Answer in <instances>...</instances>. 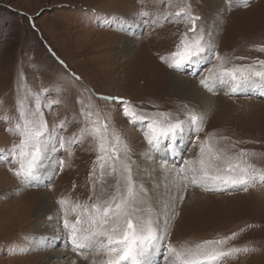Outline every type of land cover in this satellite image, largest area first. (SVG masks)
<instances>
[{
  "label": "rangeland",
  "instance_id": "1",
  "mask_svg": "<svg viewBox=\"0 0 264 264\" xmlns=\"http://www.w3.org/2000/svg\"><path fill=\"white\" fill-rule=\"evenodd\" d=\"M174 2L200 17L197 28L204 30L205 40L212 45L210 62H204L197 74L186 68L169 69L161 60L175 51L186 27L172 15L165 18L166 13L177 10L167 8V0L164 4L157 0H0V264H51L45 260L46 249L36 245L35 235H31L37 226L49 222V218L33 216L36 198L46 197L66 240L62 234L64 214L57 201L69 198L71 203H92L115 191L122 165L117 162V173L109 176L108 161L97 160L110 152L100 153L97 139L81 133L90 127L88 113L91 119L107 125L109 143L113 134L119 137V160L132 169L137 199L144 202L140 207L151 204L156 209L139 170L141 151L150 150L144 138L148 121L130 123L123 114L125 103L149 117L164 113L172 119H184L190 111L204 117L203 131H188L193 137L182 147L181 161L195 158L200 142L210 138V143L227 155L246 153L243 159L264 172V96L232 94L227 85L218 82L214 91L200 84L208 69L219 64L217 55L224 59L225 67L264 60V51L258 50L264 47V0H247L246 5L243 0H232V7L229 0H219L221 9L213 33L207 28L210 18L204 0ZM141 10L150 15L139 17ZM136 25L133 48L125 53L123 43ZM171 74L198 86L212 99L210 107L203 111L191 99L174 93ZM251 88L259 95L264 91L259 86ZM37 98L48 126L49 148L55 146L56 150L47 153L40 179L25 183L9 170L15 167L11 158L5 160L2 155L19 141L7 131L19 122L18 104L34 111ZM60 137L73 141L71 155L59 147ZM48 160L54 167L45 179L42 171ZM58 160L65 162L63 169ZM100 163L105 165L103 183H97ZM120 187L123 190L122 180ZM179 194L183 200L174 202L165 245L192 246L224 239L225 249L249 251L221 264H264V184L257 182L248 191H201L189 185ZM89 195H93L92 201ZM65 248L67 258L72 257L70 264H92L101 259L88 253L87 258L77 255L68 241ZM54 250L61 247L56 245ZM151 260L152 264H164L158 254Z\"/></svg>",
  "mask_w": 264,
  "mask_h": 264
},
{
  "label": "snow or ice",
  "instance_id": "2",
  "mask_svg": "<svg viewBox=\"0 0 264 264\" xmlns=\"http://www.w3.org/2000/svg\"><path fill=\"white\" fill-rule=\"evenodd\" d=\"M157 2L164 4L165 0ZM243 3L246 5L247 0H243ZM232 6V0H229V7ZM166 7H175L177 10L174 13H166L165 18L172 15L178 21L183 20L186 27L175 46V51L168 57H161V60L167 63L169 69L174 70L210 62L208 53L212 45L205 40L204 30L197 28L200 17L192 14L189 7H184L174 0H167ZM138 15L143 18L148 17L150 13L141 10ZM258 50L264 51V47ZM216 59L219 64L209 68L208 74L200 81L207 90L214 91L217 82L227 85L232 94L255 86L264 89V60L225 67L222 57L217 55ZM260 95L264 96V91H261ZM35 105L33 111L25 110L22 104H18L19 122L7 131L17 135L19 141L13 143L2 155L5 160L11 158L15 167L9 170L25 183L40 179L47 153L56 150L55 146L49 148L46 139L48 126L43 119L39 98L35 100ZM123 114L130 123L148 121L144 138L149 148L154 151H159L165 142L170 146L183 137L186 130L196 134L203 131L201 125L204 117L192 111L186 113L184 119H172L164 113L149 117L136 113L131 105L125 103ZM2 119L7 121V117ZM87 119L90 127L81 129V133H87L97 139L100 153L110 152V155H99L97 160L108 161L109 176L117 173L116 163L119 162L122 165V174H117L115 191L107 199L97 197L92 203H71L69 198L57 201L64 214L62 234L77 255L87 258L85 253H88L101 257L98 262L93 260L92 264H152L153 254L160 255L164 264H221L222 260L228 257L249 251L247 248L236 247L225 249L224 239L205 240L192 246L176 247L172 243L165 245L169 235L167 221L171 217H165V223L161 224L159 209H155L151 204L140 207L144 202L137 199L132 169L127 162L119 160V137L113 134V140L109 143L107 125L101 124L99 119H91V113L87 114ZM61 127L64 125L61 124ZM58 142L59 147L71 155L73 141L66 142L60 137ZM246 155L244 152L236 156L227 155L210 143V138H205L199 144L196 157L184 160L183 166L175 170V186L184 191H187L189 185L200 187L204 191L228 188H242L248 191L250 187H255L257 182L264 184V172L254 169L243 159ZM57 164L63 169L65 162L58 160ZM99 166L101 173L97 183H103L105 165L100 163ZM162 168L166 170V162L162 164ZM89 179H92L91 174ZM121 180L123 190L120 187ZM141 191H144L142 186ZM92 192L95 193V185ZM175 199L183 200L179 191ZM88 200L92 201L93 195H89Z\"/></svg>",
  "mask_w": 264,
  "mask_h": 264
},
{
  "label": "bare ground",
  "instance_id": "3",
  "mask_svg": "<svg viewBox=\"0 0 264 264\" xmlns=\"http://www.w3.org/2000/svg\"><path fill=\"white\" fill-rule=\"evenodd\" d=\"M204 2L208 9L210 18V26L207 28L209 29V33H213L215 23L217 22V17L220 14L221 3L219 2V0H204ZM130 29L131 31H129V35L128 37H126V41L123 43L122 51L125 53L133 48L131 42L133 40L132 33L135 34V32L138 30V25L132 26V28ZM170 82L172 91L174 93H177L179 95L181 94L187 99H191L199 105V108H202L201 110L204 111L208 109V107H210V102L212 99L207 94H205L198 86H192L191 84H189V80L182 79L181 77H176V75L171 74ZM246 91L247 90L244 89L239 92L245 93ZM191 137H193V135L190 136V134L186 130L183 137L179 138L170 146L167 144V142H165L164 145L161 146L159 151H154L152 149L141 151L139 170L141 171L143 179L149 188V193L153 199L156 209H159L161 212V224L165 223V217H170V215L172 214L177 192L179 191L180 193V191H182V188L178 189L175 186V170H178L179 167L183 166V160L181 161V158L184 156L182 147L191 140ZM164 162H166V170L162 168V164ZM53 167L54 166L51 161L48 160L47 162H45L46 170L42 171V177L45 176L46 179ZM199 189L201 191H204L200 187ZM26 199L28 200V198ZM28 201L29 204L27 205L30 206L31 201ZM33 205L34 206H32L31 212L35 218H49L48 223L37 226L35 232L31 233V235H35L36 238V240H34L33 242L36 245H41L42 247H44V249H46L47 254L45 255V260H47V263L70 264L72 257L67 258L69 256L65 248V244L67 243V241L62 238V235L58 230V226L56 223L57 218L53 207L50 205L46 197H41L39 199L36 198ZM56 245H59L61 247L60 251L54 250V247H56ZM62 257H64V259L61 260Z\"/></svg>",
  "mask_w": 264,
  "mask_h": 264
}]
</instances>
